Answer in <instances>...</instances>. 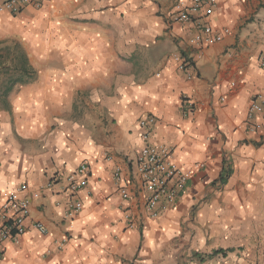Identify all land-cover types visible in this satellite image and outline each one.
Wrapping results in <instances>:
<instances>
[{
	"label": "clouds",
	"instance_id": "9594fccd",
	"mask_svg": "<svg viewBox=\"0 0 264 264\" xmlns=\"http://www.w3.org/2000/svg\"><path fill=\"white\" fill-rule=\"evenodd\" d=\"M0 264H264V0H0Z\"/></svg>",
	"mask_w": 264,
	"mask_h": 264
}]
</instances>
